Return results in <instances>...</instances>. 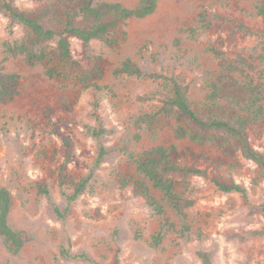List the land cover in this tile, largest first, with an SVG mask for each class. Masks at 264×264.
<instances>
[{
  "label": "rangeland",
  "instance_id": "374dc122",
  "mask_svg": "<svg viewBox=\"0 0 264 264\" xmlns=\"http://www.w3.org/2000/svg\"><path fill=\"white\" fill-rule=\"evenodd\" d=\"M118 1L134 7L139 0ZM264 0H157L156 10L142 18L128 19L125 35L110 47L102 41L88 44L71 38L73 56L85 68L98 64L103 75L100 89L74 80L49 77L46 64L28 65L20 54L3 46L25 34L0 12V68L19 75L18 94L0 102V185L12 195L10 224L26 231L27 241L11 254L0 237V262L9 264H200L199 250L210 252L213 264H264V217L257 206L264 201V179L257 165L240 152L227 156L212 142L197 143L176 138L173 117H159L157 125L138 128L137 116L155 111L172 93L170 78H182L193 104L200 106L209 82L225 74L240 85L262 84L264 63L254 60L264 46V22L254 5ZM32 10L34 0H15ZM215 15H218L215 17ZM243 22L250 33L236 30ZM254 68L238 65V56ZM100 56V59H96ZM126 59L145 73L168 77L150 78L115 74ZM100 121L109 132L93 136L87 126ZM253 148L264 154V120L248 126ZM113 149L94 170L86 191L68 202L58 185L61 163L67 159L69 178L90 172L98 146ZM176 144L204 152L209 161L196 167L205 175L174 176L175 190L193 201L185 215L166 204L165 216L175 230L165 232L158 245L152 236L160 230L144 198L136 195L132 181L140 179L128 153H140L156 145ZM220 159L222 162H219ZM192 161H186L191 164ZM236 182L247 189L249 203L236 192H223L211 181ZM128 179L122 185L121 179ZM46 184L54 203L65 210L56 216L36 183ZM66 191H72L67 182ZM160 198V194L152 191ZM252 206H250V205ZM85 252L91 261L60 254Z\"/></svg>",
  "mask_w": 264,
  "mask_h": 264
},
{
  "label": "trees",
  "instance_id": "16d2710c",
  "mask_svg": "<svg viewBox=\"0 0 264 264\" xmlns=\"http://www.w3.org/2000/svg\"><path fill=\"white\" fill-rule=\"evenodd\" d=\"M34 1L38 3L35 8L23 10L16 5L15 0H0V12L11 24H20L25 29L22 37L2 43L6 52L22 55L28 65L45 63V72L49 77L74 80L78 84L97 90L101 88L98 80L103 75V69L98 64L91 68L83 67L73 56L71 38H77L85 44L91 40H99L112 47L120 36L125 35L123 25L128 19L148 16L157 7V0H139L134 7L107 0ZM254 8L264 22V3L257 1ZM235 29L251 32L241 21L236 22ZM96 59H100V56ZM254 60L257 64L264 63V46H261V52ZM238 65L250 69L255 66L242 55L238 56ZM114 73L164 80L168 78L157 73H145L131 59L124 60ZM170 81L171 95H166L161 106L155 111L137 116L136 126L151 128L158 124L159 117H173L176 121L173 127L176 138L189 139L197 143L212 142L227 156H234L240 152L257 165L264 179V154L253 148L248 139V126L264 120L262 84L240 85L225 74H218L209 82L206 100L197 106L190 100L188 87L181 77L170 78ZM18 88L19 75L5 72L0 68V102L11 101L18 94ZM86 128L96 137L109 132L100 121L97 125ZM112 150L100 144L92 169L78 179L69 178L66 171L67 159L61 163L58 185L68 202H74L86 191L94 170ZM128 156L136 173L141 176L140 179L132 181L133 192L144 198L154 215L161 217L160 230L152 236L153 244L158 245L165 232L175 230V224L165 216L166 204L178 215H185L187 208L193 204L192 200L177 193L174 176L205 175L206 172L197 168L195 163L209 161L210 157L189 146L179 148L176 144L156 145L140 153H128ZM186 161L192 163L186 164ZM211 181L217 189L223 192H236L249 203L247 189L242 184L222 181L215 176ZM67 182L72 184L71 192L66 191ZM121 182L122 185L129 183L125 178L121 179ZM36 188L45 196L53 213L60 218L64 217L66 211L54 203L49 187L37 182ZM153 190L160 194V198L153 194ZM11 204L10 190L0 185V237L8 252L17 254L26 243L27 236L26 231L10 224ZM256 210L264 217V201ZM252 234L264 235V230H256ZM60 254L71 259L91 261L87 253H70L65 247L61 249ZM197 256L200 264H213L210 252L199 250Z\"/></svg>",
  "mask_w": 264,
  "mask_h": 264
}]
</instances>
